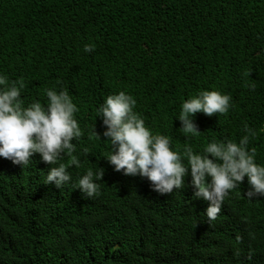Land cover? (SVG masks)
Segmentation results:
<instances>
[{"label":"trees","instance_id":"16d2710c","mask_svg":"<svg viewBox=\"0 0 264 264\" xmlns=\"http://www.w3.org/2000/svg\"><path fill=\"white\" fill-rule=\"evenodd\" d=\"M64 62L79 85L62 77ZM7 71L25 79V106L67 89L84 135L73 140L81 166L69 168L63 188L46 183L58 165L39 154L25 166L0 157V264H264V197H246L247 178L209 220L190 174L161 194L115 171L98 112L125 91L181 153L185 144L203 153L213 140L239 142L247 125L258 133L249 150L264 164V0H0V74ZM204 90L230 94L233 106L197 113L201 133H184L182 102ZM94 125L101 141L90 135ZM89 168L105 170L92 197L76 189Z\"/></svg>","mask_w":264,"mask_h":264},{"label":"clouds","instance_id":"9594fccd","mask_svg":"<svg viewBox=\"0 0 264 264\" xmlns=\"http://www.w3.org/2000/svg\"><path fill=\"white\" fill-rule=\"evenodd\" d=\"M95 47L94 44H86L84 51L91 53ZM57 66L64 80L79 85L80 76L74 65L64 62ZM13 74L16 73L13 71ZM148 77L150 75L143 78ZM26 87L23 77L11 81L9 71L0 74V157L25 166L39 154L45 163L58 165L50 167L46 183H55L63 188L72 181L69 168L81 166L76 143H73L84 135L75 117L79 108L67 89L57 91L54 88L46 91V105L36 101L25 106L21 95ZM231 101L230 94L216 90H204L189 97L181 105L178 117L182 124L180 130L199 135L201 132L194 120L195 115L227 114L233 106ZM136 104L133 95L120 91L109 95L98 109L106 129L102 135L111 145L106 159L115 171L123 170L128 176H142L150 180L153 190L161 194L183 187L186 176L190 174L195 198L209 202L206 209L209 220L216 219L223 201L245 178L250 186L246 197L250 201L264 197V164L256 162V149L249 150L248 147L250 137L258 135L256 130L245 125L248 134L239 142L213 140L203 153L194 152L190 145L185 144L181 153L173 150L169 136L146 125ZM260 131L264 132V128ZM90 135L101 141L96 125ZM87 151L84 149L85 153ZM66 155L70 157L69 162H61ZM104 171L100 168L99 172H94L89 168L79 178L76 189L87 197L94 196L99 190L97 181L103 180Z\"/></svg>","mask_w":264,"mask_h":264}]
</instances>
